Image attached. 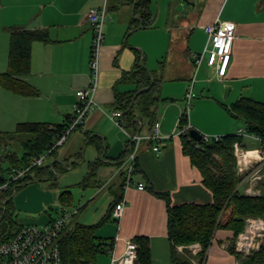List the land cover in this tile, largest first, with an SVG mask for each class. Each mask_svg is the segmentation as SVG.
<instances>
[{
  "label": "crops",
  "instance_id": "obj_1",
  "mask_svg": "<svg viewBox=\"0 0 264 264\" xmlns=\"http://www.w3.org/2000/svg\"><path fill=\"white\" fill-rule=\"evenodd\" d=\"M148 3L153 25L129 29L133 6L127 0H0V72L7 68L11 27L45 30L49 38L32 43L30 72L24 77L37 93L23 96L0 87V131H12L20 122L61 124L72 114L75 91L89 83L92 29L87 13L92 7L106 6L95 94L97 106L87 115L83 128L72 132L45 161L56 166L57 187L51 186L52 181H34L14 191L11 199L19 225L41 226L51 220L49 208L61 211L57 195L60 189L69 188L73 206L66 209L74 210L69 224L101 222L95 236L113 241L112 249L99 253L95 264H113L112 257L123 253L125 241L136 237L148 239V264L200 261L198 252L194 254L188 249L173 253L167 235L165 201L156 194L167 193L174 205L212 200L200 172L183 153L179 136L159 142L143 139L132 175L135 181L144 183L145 189L124 187V160L117 162L131 144L129 134L148 136L152 131L147 122L140 131L123 130L109 117L118 110L117 91L135 87L132 82L122 83L118 79L132 68L137 55L150 72L161 78L163 100L158 104L156 120L160 121L163 135L172 134L186 106L184 95L193 74V55L208 48L203 26L233 22L235 39L225 74L218 77L216 67L207 65L204 59L199 64L192 85L195 96L190 102L188 124L208 136L242 134L241 144H236L246 166L261 163L264 157L260 138L245 133L243 120L228 111L241 97L264 103V0H148ZM155 145L158 152L153 150ZM96 159L104 161L96 171L98 185L75 188L86 176L88 164ZM261 176L253 186L258 193H264V165ZM237 189L248 193V182L240 180ZM122 200L123 214L115 219L112 211L109 215L110 206ZM54 213L53 217L59 216ZM230 238L229 230L219 229L205 252L203 264H237L228 250Z\"/></svg>",
  "mask_w": 264,
  "mask_h": 264
},
{
  "label": "trees",
  "instance_id": "obj_2",
  "mask_svg": "<svg viewBox=\"0 0 264 264\" xmlns=\"http://www.w3.org/2000/svg\"><path fill=\"white\" fill-rule=\"evenodd\" d=\"M127 1L133 6V16L129 21V29L138 25L145 28L151 27L153 16L148 0ZM35 40L48 41L47 32L22 27L9 29L7 68L0 72V87L23 96H33L37 93V90L24 78L30 72L31 45ZM118 82L135 84L132 90L117 91L115 95V104L116 108L121 111L120 120L123 127L132 132H137L140 131L144 122H147L151 130L156 121L158 104L163 100L160 97L161 78L154 72H150L143 60L139 59V55H137L132 68L123 73ZM228 111L232 116L243 120L245 133L260 138L264 144L263 102L241 97L230 105ZM185 115L182 112L179 128L188 122L187 115L186 117ZM71 116H67L61 124L20 122L16 124L13 131H0V144L8 145L11 152L7 160L8 166L5 168L0 165V184L5 181V172L11 165L21 166L32 155L44 153L55 139L65 131ZM191 129L190 127L185 133L179 134L182 151L200 172L203 184L211 192L212 200L207 203L183 202L174 205L167 193H156L165 201L167 235L172 243L173 253H175L177 245L199 243L201 247L198 251L199 260L202 261L207 248L215 240L217 231L227 229L231 232L228 250L234 254L237 264H262L264 262V239L261 246L245 256L234 248V240L238 233L243 230L245 218L264 219V193L250 195L237 189L240 177L236 172L234 144H241L242 134H224L218 139L211 136L207 140L202 134L201 140L195 141L189 135ZM12 140H19L20 152L11 148ZM129 147L128 144L124 156L117 164L124 160ZM53 152L54 150L48 156ZM103 163V159L90 162L86 176L75 188L86 189L98 185L96 171ZM56 174V166L44 163L30 169L21 178L19 184L11 185L2 192L4 211L0 220L1 240L9 238L20 226L12 206L13 192L29 183L41 180L52 181L51 186L57 187ZM57 200L61 206V211L52 207L49 208L50 222L57 218L52 216L51 210L60 215L64 209L73 206V196L69 188L60 189ZM115 203L114 201L111 204L109 215H111ZM69 221L70 219L57 238L61 264H95L99 253L112 249L113 241L95 236V229L101 222L94 225L74 222L70 225L71 222ZM133 241L137 245V262L148 264L150 261L148 239L136 237Z\"/></svg>",
  "mask_w": 264,
  "mask_h": 264
},
{
  "label": "built area",
  "instance_id": "obj_3",
  "mask_svg": "<svg viewBox=\"0 0 264 264\" xmlns=\"http://www.w3.org/2000/svg\"><path fill=\"white\" fill-rule=\"evenodd\" d=\"M105 14V5L98 8L92 7L87 13V19L92 29V39L88 59L89 83L86 87L79 88L75 91L76 101L72 105V116L69 125L44 153L32 155L23 165H11L7 170V175H5L6 179L0 184V220L2 219L4 211L1 197L2 192L11 185L15 186L19 184L21 178H23L30 169L43 165L51 151L60 146L72 132L83 128L87 115L91 113L95 106H97L95 94L98 86L99 63L104 41ZM203 29L207 35L208 48H205L202 53L193 55V74L184 95L186 106L183 112L186 115H188L189 112L190 102L195 96L192 90V85L200 62L204 59L207 65L216 67L218 77L223 76L230 60L232 44L235 39V24L230 21L209 23L204 25ZM181 116L179 117L175 131L172 134L163 135L161 133L160 121L158 119L154 122L150 135L143 136L139 133L129 134L131 144L122 165L124 166L123 171L125 170L124 187L133 186L138 190L145 189L144 183L141 181H135L132 175L139 144L147 137L159 142L161 140H169L174 136H179V134L185 133L190 126L187 122L182 128H179ZM109 117L117 126L124 130L120 120L121 111L114 110ZM203 136L206 140L211 137L205 134ZM213 137L218 139L219 136ZM153 150L158 152L159 147L155 145ZM10 154L9 146L0 144V165L7 163ZM234 155L237 158L236 172L239 175L240 180H246L248 182V190H246L248 193L246 194L252 195L258 193L253 186H255V183L262 178L261 165H264V157L261 159V163L255 162L246 166L242 159V152L239 147H237V144H234ZM124 205V200L115 204L112 209V216L115 219L122 216ZM73 211L74 210L64 209L55 220L46 225L37 226L34 224H21L18 230L9 238L3 240L0 238V264H61L57 238L74 213ZM263 239L264 219L247 217L245 218L243 230L238 233L234 240V248L245 256L252 250L257 249L263 242ZM183 249H188L195 254L201 249V247L199 243L176 246V250L178 251ZM136 261L137 245L130 239L125 241L123 253L120 256L112 257L113 264H137ZM194 264H203V260H196L194 261Z\"/></svg>",
  "mask_w": 264,
  "mask_h": 264
},
{
  "label": "rangeland",
  "instance_id": "obj_4",
  "mask_svg": "<svg viewBox=\"0 0 264 264\" xmlns=\"http://www.w3.org/2000/svg\"><path fill=\"white\" fill-rule=\"evenodd\" d=\"M159 105H161V102H160V104ZM190 111V110H189ZM13 131V130H12ZM10 146H11V148L13 149V150H15V151H18V152H20L21 151V146H20V142H19V140H12L11 141V143H10ZM47 160V159H46ZM8 165V163H5L4 164V167H6ZM5 175H7V173L5 172ZM74 197H75V200L77 199V194H75L74 193ZM57 208V207H56ZM47 210H48V208H47ZM20 213V212H19ZM52 214H55L54 212H51ZM20 214H22V213H20Z\"/></svg>",
  "mask_w": 264,
  "mask_h": 264
},
{
  "label": "water",
  "instance_id": "obj_5",
  "mask_svg": "<svg viewBox=\"0 0 264 264\" xmlns=\"http://www.w3.org/2000/svg\"><path fill=\"white\" fill-rule=\"evenodd\" d=\"M225 91H227L226 88H224ZM189 135L191 136V138H193L195 141H200L201 137H202V133L200 131H198L197 129L192 128L189 131ZM261 246V244H260Z\"/></svg>",
  "mask_w": 264,
  "mask_h": 264
}]
</instances>
